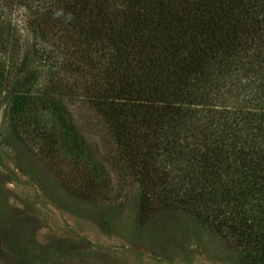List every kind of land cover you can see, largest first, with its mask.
Segmentation results:
<instances>
[{
	"label": "trees",
	"instance_id": "1",
	"mask_svg": "<svg viewBox=\"0 0 264 264\" xmlns=\"http://www.w3.org/2000/svg\"><path fill=\"white\" fill-rule=\"evenodd\" d=\"M10 5L31 52L0 62L3 115L47 198L108 226L113 180L132 188L129 232L182 215L229 264H264V0H0L13 61Z\"/></svg>",
	"mask_w": 264,
	"mask_h": 264
},
{
	"label": "rangeland",
	"instance_id": "2",
	"mask_svg": "<svg viewBox=\"0 0 264 264\" xmlns=\"http://www.w3.org/2000/svg\"><path fill=\"white\" fill-rule=\"evenodd\" d=\"M5 9L4 21L13 30L14 46L20 51L13 61L7 52L0 51V62L5 69L14 70L22 67V51L27 55L31 52V40L24 27L26 8L10 5ZM20 71L17 79L22 81L26 73L23 68ZM9 78L14 82V77ZM6 91L7 86L0 89V264H229L217 241L199 232L182 215L163 216L152 225L129 232L133 203L128 185L118 187L113 180L108 183L111 201L124 204L119 217L108 226L99 222L97 215L80 217L86 213L84 208L78 210V216L54 204L37 181L27 176L25 160H17L26 152L20 151L4 119ZM89 113L83 108L77 116ZM23 157L40 170L43 179L49 178L47 169L35 158L28 153ZM12 242L25 249L22 257L6 252L5 246Z\"/></svg>",
	"mask_w": 264,
	"mask_h": 264
}]
</instances>
